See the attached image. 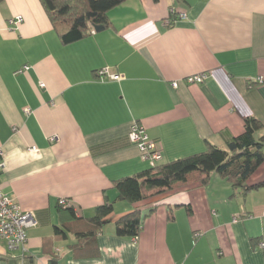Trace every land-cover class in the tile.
Listing matches in <instances>:
<instances>
[{"label": "crops", "instance_id": "1", "mask_svg": "<svg viewBox=\"0 0 264 264\" xmlns=\"http://www.w3.org/2000/svg\"><path fill=\"white\" fill-rule=\"evenodd\" d=\"M109 18L63 44L40 0L0 3V189L37 220L27 251L0 240V264H264V163L247 192L217 173L137 203L114 187L208 143L225 148L248 117L264 122V0H128ZM106 66L123 78L98 75ZM203 72L204 83L184 81ZM134 122L157 161L131 140ZM106 202L114 211L91 237ZM136 208L139 237L118 236L116 220Z\"/></svg>", "mask_w": 264, "mask_h": 264}, {"label": "trees", "instance_id": "2", "mask_svg": "<svg viewBox=\"0 0 264 264\" xmlns=\"http://www.w3.org/2000/svg\"><path fill=\"white\" fill-rule=\"evenodd\" d=\"M4 0H0V3ZM55 31L63 44L80 41L103 31L112 23L109 11L128 0H40ZM158 1V0H155ZM264 163V122L255 117L245 119L244 132L232 138L225 148L208 143L207 149L171 162L156 164L150 169L120 178L114 182L118 199L132 203L143 201L154 193L172 190L176 187L200 181L207 184L213 173L227 180L235 189L245 192L262 184L248 185L250 177ZM72 207V206H69ZM114 202L98 206L89 218L94 231L98 233L110 220ZM145 217L136 208L120 216L116 232L120 237H139ZM51 264H59L57 259Z\"/></svg>", "mask_w": 264, "mask_h": 264}, {"label": "built area", "instance_id": "3", "mask_svg": "<svg viewBox=\"0 0 264 264\" xmlns=\"http://www.w3.org/2000/svg\"><path fill=\"white\" fill-rule=\"evenodd\" d=\"M186 14H180V17L184 18ZM21 18H18L20 21ZM28 67H26L27 69ZM101 77L108 76L112 80H121L123 76L118 73H114L110 67L106 66L97 71ZM208 78V74L198 73L192 74L184 78L189 84L204 83ZM181 80L173 82V87L178 88ZM41 86L45 84L42 82ZM131 140L137 144L142 152V156L145 159L152 162L161 158L162 154L156 143L152 141L149 135L146 133L145 127L139 122H134L130 130ZM32 151L36 150V147L31 148ZM3 151L0 150V173L5 168V161L1 157ZM60 204L68 206V200H60ZM37 225V220L34 214L30 211H25L22 206L17 203L13 198L5 195L0 189V240L4 241L9 250L23 249L27 251L26 242L28 240V230ZM261 247H264V243H261Z\"/></svg>", "mask_w": 264, "mask_h": 264}, {"label": "rangeland", "instance_id": "4", "mask_svg": "<svg viewBox=\"0 0 264 264\" xmlns=\"http://www.w3.org/2000/svg\"><path fill=\"white\" fill-rule=\"evenodd\" d=\"M143 216L145 217V215H144V214H143ZM260 246H261V245H260ZM194 248H195V247L193 246V250H194ZM191 251H192V250H191ZM193 259H195V257H193Z\"/></svg>", "mask_w": 264, "mask_h": 264}]
</instances>
